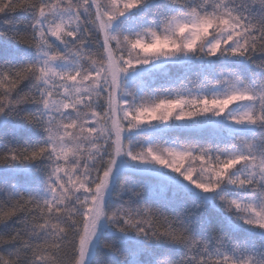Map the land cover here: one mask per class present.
<instances>
[{
  "label": "snow or ice",
  "instance_id": "obj_1",
  "mask_svg": "<svg viewBox=\"0 0 264 264\" xmlns=\"http://www.w3.org/2000/svg\"><path fill=\"white\" fill-rule=\"evenodd\" d=\"M0 264H264V0H0Z\"/></svg>",
  "mask_w": 264,
  "mask_h": 264
}]
</instances>
